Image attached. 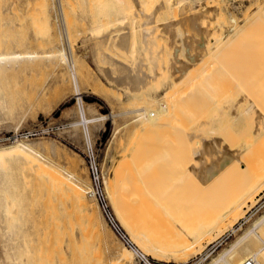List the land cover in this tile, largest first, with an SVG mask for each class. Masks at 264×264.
I'll list each match as a JSON object with an SVG mask.
<instances>
[{"label":"rangeland","instance_id":"1","mask_svg":"<svg viewBox=\"0 0 264 264\" xmlns=\"http://www.w3.org/2000/svg\"><path fill=\"white\" fill-rule=\"evenodd\" d=\"M179 1L61 0L65 31L55 12L57 0H0V36L14 41L16 50L8 72L13 81L7 77L10 89L0 93L14 106L12 111L0 106V144L38 141L50 160L23 157L20 165L11 160L25 193L26 220L36 235L38 264L47 253L54 264H70L57 244L50 250L46 246L55 240L50 224L62 207V167L91 185L85 160L89 142L105 190L110 187L106 194L115 218L136 246L132 250L123 244L97 205L109 229H102L105 264L120 248L130 260L121 259V264H149L137 252L153 264H210L264 214V0ZM62 46L77 59L76 83L66 64L49 65L48 50ZM76 86L90 103L89 117L107 115L102 126L101 120L79 123ZM233 155L238 176L225 169ZM151 157L156 165L147 169ZM124 161L128 165L121 169L141 166L132 180L117 174ZM163 175L173 178L171 201L161 194L169 182ZM239 178L246 180L243 189L235 187ZM244 194L254 202L234 219L228 210ZM120 198L132 201L134 226L146 244L117 216L111 199L118 203ZM167 218L174 220L169 229L164 227ZM259 232L264 238V226ZM164 238L169 246L162 241L163 246ZM0 241V264H12L5 255L10 241L2 234ZM258 241L253 235L248 244ZM239 260V252L230 256L233 264Z\"/></svg>","mask_w":264,"mask_h":264},{"label":"bare ground","instance_id":"2","mask_svg":"<svg viewBox=\"0 0 264 264\" xmlns=\"http://www.w3.org/2000/svg\"><path fill=\"white\" fill-rule=\"evenodd\" d=\"M118 1H120L118 3H121V2L123 3V0H118ZM184 1H188V0H180L179 3H182ZM1 4L2 3L0 2V6H1ZM54 7H56L55 12H56L57 17H59L60 21L62 20L61 26L64 25V26H62L64 28V30L66 29L65 31H69V28L67 27L68 25L66 24L67 21L65 20L66 19L65 14H64L65 10L62 6L61 0H57ZM124 10H125V8H124ZM5 13H8V12H5ZM5 13L3 12L2 14L4 15ZM3 15H2V18H4ZM0 16H1V14H0ZM124 16H123V18L125 21ZM6 18L8 20V17H6ZM123 18L120 20V22L123 20ZM0 21H1V19H0ZM110 23L112 24V21ZM113 24H116V22ZM102 25L103 24H101V26ZM3 26L5 27L6 24L5 23L2 24V27ZM98 27L101 29L100 26H98ZM104 27H107V26L105 25ZM99 28H97V29H99ZM122 28H123V26L120 29H118V28H115V29H117V32H119V31H121ZM6 29L5 30L3 29V30L6 31ZM115 29L113 30L111 28V30H113V31H116ZM4 31H3V33H4ZM67 33H69V32H67ZM110 33H112V32H110ZM108 34H109V32H108ZM65 35L68 36V34H65ZM104 35H105V33H104ZM106 37H110V36H106ZM56 39L53 41L56 44H57V40H59V42L62 41V40H60L61 39L60 37L57 40ZM14 43H15L14 41H10L7 38L5 39V38H2L0 36V93L3 92L5 89H7V90L10 89L8 86L5 85V82L7 80H9L7 77H11L10 73H8V72L11 69L13 70V67L11 64V59H12V56L14 55V53L16 51L14 49ZM112 43H114V42H112ZM48 56H49V65H51V67H53V69L57 68L59 65H61L63 63L66 64L67 65L66 67H68V75L72 77V79L75 83H76V81L78 82V78H79L78 77V70L79 69H78L77 59L73 55H72V57H69L64 46L59 47V48H55L52 50H48ZM117 66H119V65H117ZM121 69H124V68H122V66H121ZM13 73H14V71L11 74H13ZM7 74H8V76H7ZM11 80H12V77H11ZM9 92H10V90H9ZM82 92L83 91L81 90V88L76 86V92L74 95H78V97H79V100L77 102L78 108H79V113L81 116V121H79V123L84 122V124L86 125L89 122L101 120L102 121L101 126H102L103 121L107 115L89 117L90 115L88 116L86 107L90 103L86 102L82 98V96H81ZM94 94H98V93L95 92ZM0 95H2V94H0ZM8 95H10V94L8 93ZM4 96H5V94H4ZM4 96H0V106H3V107L7 106L8 111H12L13 107H14V106H12L13 104L11 105L9 103V105H11V106H9L7 104V100H6L7 96L5 98H4ZM11 96H9V97H11ZM84 103H87V104H84ZM160 108L162 110H165V108H166L165 103H161ZM143 110L148 111L149 107L143 108ZM136 117H139V116H136ZM18 123H20V122H18ZM43 152L44 151H43L42 145L38 141H23V139L19 138L16 141L11 142L9 144H3V143L0 144V234L5 236L7 241H10V243H8L10 245L7 244L8 245L7 249L5 246V249H6L5 255L12 262V264H38V263H37V259H35V255L37 252V248H36L37 243H36V240L34 239V237L36 235H35L34 231H31L29 229V221L26 220V216H25V213L27 211L26 207L24 205V198H25L24 194L25 193H24L23 187L20 183V176H17L16 171H15V174L13 173L16 166L14 167V169L12 168L13 166H11V160L15 159V161H17L19 163V165H20V162L22 161L23 157H33V158L38 157L41 159H46L45 161L49 160L48 159L49 157H47ZM125 155L126 154H124V156ZM130 157H132V156H130ZM133 157H135V156H133ZM127 158H129V157H127ZM127 158L125 160H127ZM148 158H150V156H148ZM24 159H26V158H24ZM146 160H147L146 163L149 164V166H148V164L146 165V166H148L147 169L150 166H152L151 168L153 169V164H154L153 161L154 160H152V157H151L150 161H148V159H146ZM131 161H133V159ZM236 161L237 160L234 158V155H233V157L230 158L228 163H227V161L225 162V163H227V167L225 165V169L228 170V171L226 170L228 172V174L232 175V174L236 173L237 176L240 175L239 171H233L234 166L237 163ZM124 162H125V164H124ZM124 162L120 164L119 171L117 174L119 175V177H121V179H122V177L124 178L126 176L125 178H128V180H132L131 178H133V177H130V176L135 175L134 171L141 166L139 165V167L136 169H133V171H130L129 170L130 168L127 169L128 167L125 166L122 168V169H124L122 171L121 166L122 165H128V164H126L127 163L126 161H124ZM222 162H223V160H222ZM13 163H14V161H13ZM134 163L135 162H133V164ZM138 163H140V162H138ZM143 163H145V162H143ZM129 164H131L130 161H129ZM133 164L131 166H132V168H133V166L135 168L137 166V164L136 165H133ZM154 165H156V163ZM129 167H130V165H129ZM18 168L20 169V167H18ZM62 168L64 170V176L62 173H60V171L58 172V174H62L61 176L64 177V178L61 177V179L63 178V180H60V182L58 184V186H61V189H62L61 190L62 194L59 197L61 199L62 207L59 208V212L57 214L55 213L56 217L51 221L52 223L50 224V226L52 227L51 229H52V232L54 234L55 240H51V238H50L47 241L46 248L50 250V249H52L54 244H57L59 246L60 250L64 253V255L66 257V261L69 260L70 264H105L106 263V253H105L104 246H103L105 236L103 235L102 229L104 228V230H106L108 233H109V229L107 228V226L105 225V222L102 219L103 215L101 216L98 209H97V204H96L97 202H95L96 200L93 201L89 197H88L89 199L87 198L88 195L86 193L91 191V185L89 186L87 181L81 179L80 176H78L72 170L67 169L65 167H62ZM125 168L127 169V171ZM53 169H55V168H53ZM152 169H150L151 172H152ZM144 170H146V169H144ZM17 171H18V169H17ZM124 171H126V172H124ZM137 171L138 172L136 174H138L140 172L139 170H137ZM19 172L21 174V169H20V171H18V173ZM115 176H116V174H115ZM127 176H129V177H127ZM159 176H161V175L157 176L158 180H159ZM58 177H60V176H58ZM119 177L117 176L118 181L119 180L121 181V179H119ZM150 177H147V178L150 179ZM163 177L164 178L166 177L165 181H167V179L169 180L168 175L167 176L163 175ZM172 179L170 178L169 182L167 181L165 184L163 183L164 181L161 182V183H163L162 186L166 187V190L164 189L165 187L162 188V190L164 189V192L161 191L162 192L161 194H162V196L165 197V200H167V201H171L174 199V193L172 190V187H173ZM128 180L126 179L125 181H128ZM161 180H163V179H161ZM125 181H123L124 185L126 183ZM151 181H153V180H151ZM245 181H246L245 178H239V181L237 182V185L235 187L243 189L246 186ZM170 182L172 185L170 184ZM161 183H159V185L157 184L158 186H156V185H154V186L161 188V186H160ZM107 186H109V185L107 184ZM106 189H107V187H106ZM109 189H110V187H109ZM109 189L106 190L107 193H108ZM59 193H60V191H59ZM108 195H110V193H108ZM119 196H122V194L121 195L119 194ZM120 199L121 200L118 201V203L114 202L113 201L114 199L113 200L111 199L117 216L119 217V219L121 220L123 225L128 229V231L131 233V235L133 237H135L138 241H141V242L144 241V239L141 238L142 239L141 240L139 238V236L137 234V226L136 227L134 226L135 225L134 224L135 217H133L134 208H132L133 207L132 206L133 204H131L132 201L127 199V198H125L127 201L124 200L123 198H120ZM250 202H254V197L252 195L250 196V195L244 194L239 200H237L236 202H234L230 206V208L228 210L229 216H235L234 219L240 217L244 212L245 206L248 205ZM126 207L127 208L129 207L128 208L129 210ZM247 207H249V206H247ZM60 210H62V213H60ZM236 215H239V216L237 217ZM133 218H134V220H133ZM163 220L165 222H167V224H165L166 226L164 225V227L168 228V229L171 228V227H168V225L169 224L172 225L174 220L172 219L173 220L172 221L171 218H167V219H163ZM170 221H172V222H170ZM232 221H233V223H235V220H232ZM230 223L228 224V226L230 225V227H232L234 224L231 223L232 224L231 225ZM262 226H264V214L261 217H259L253 223V225L251 226V228L249 230L243 232L228 247L224 248V250L221 251V253H219L218 256L215 257L210 264H233L230 261V256H232L235 252L240 253L239 262L242 259H244L245 257L253 256L258 261V264H264V238L260 235V232H259V229ZM138 229H140V228H138ZM234 229L235 228H233V230ZM253 235L257 236L259 241L257 243H255L254 245L251 243L248 244L249 239ZM164 240H165V238L163 240H161V242ZM166 240H168V239H166ZM169 240H170V238H169ZM167 242H169V241H167ZM170 242L172 245L173 241H170ZM4 243H6V242H4ZM143 243L146 244L145 241ZM1 245H2V242H1ZM147 245L149 246V244H147ZM165 245L169 246L170 243L166 244V242H165ZM163 246H164V243H163ZM167 246H165V248ZM149 248L151 249L150 246H149ZM191 249H193V246ZM132 250H135V249H132ZM116 252H117L116 256L114 258L110 259V264H121V262H120L121 259L130 261L127 251L120 248V249H117ZM134 252H137V251H134ZM156 252L159 253L160 251L159 252L156 251ZM162 252L161 253L164 255L165 251L162 250ZM189 252H194V251L191 250ZM167 253H169V252L167 251ZM137 254H140L143 257H145L149 264H153L146 257L147 254L139 253V252H137ZM52 258H53V256L50 253H47L45 260H42V264H54Z\"/></svg>","mask_w":264,"mask_h":264},{"label":"built area","instance_id":"3","mask_svg":"<svg viewBox=\"0 0 264 264\" xmlns=\"http://www.w3.org/2000/svg\"><path fill=\"white\" fill-rule=\"evenodd\" d=\"M85 157L91 184L90 193L95 198L97 205L103 217L105 218L106 223L111 228V230L121 239L124 245L131 249H136L133 241L121 227L118 220L115 218L104 187L101 165L98 161L95 147L90 142L86 143ZM238 264H258V261L255 257L248 256L242 259Z\"/></svg>","mask_w":264,"mask_h":264}]
</instances>
